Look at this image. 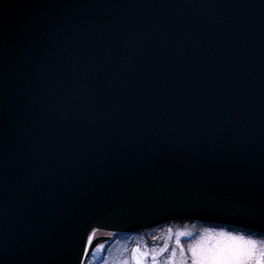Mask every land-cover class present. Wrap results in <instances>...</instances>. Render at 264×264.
<instances>
[{
	"label": "water",
	"instance_id": "obj_1",
	"mask_svg": "<svg viewBox=\"0 0 264 264\" xmlns=\"http://www.w3.org/2000/svg\"><path fill=\"white\" fill-rule=\"evenodd\" d=\"M191 222L264 230V0H0V264Z\"/></svg>",
	"mask_w": 264,
	"mask_h": 264
},
{
	"label": "snow or ice",
	"instance_id": "obj_2",
	"mask_svg": "<svg viewBox=\"0 0 264 264\" xmlns=\"http://www.w3.org/2000/svg\"><path fill=\"white\" fill-rule=\"evenodd\" d=\"M250 235L233 234L231 231L205 229L204 234L195 243L184 247L182 240L192 236V233L180 231L172 234L168 229V243L159 252L143 250L135 247L131 250L130 260L123 264H161V257L171 250V255L164 264H175L176 250L190 256L191 264H257L264 262V230L247 227ZM92 225L86 227L79 238L82 252L79 254V264H84V257L91 255L89 249L96 247V232ZM114 235V233H113ZM173 235L174 245H173Z\"/></svg>",
	"mask_w": 264,
	"mask_h": 264
},
{
	"label": "rangeland",
	"instance_id": "obj_3",
	"mask_svg": "<svg viewBox=\"0 0 264 264\" xmlns=\"http://www.w3.org/2000/svg\"><path fill=\"white\" fill-rule=\"evenodd\" d=\"M168 229H172V234L180 231L192 233L191 237L182 240L184 247L187 248L189 244L199 240L201 235L204 234V230L211 229V226L178 223L170 224V227L164 226L162 230L156 229L153 230L154 232L149 231L150 233L117 236L110 244L96 248L87 264H123L124 261L130 260L131 250L135 247H140L145 251L152 250L154 253H159L168 243V236L170 235ZM174 239L175 237L173 235V245ZM170 255L171 250L166 256L160 258L161 264H164V260L168 259ZM174 260L175 264H191L190 256H185L179 249L176 250Z\"/></svg>",
	"mask_w": 264,
	"mask_h": 264
},
{
	"label": "trees",
	"instance_id": "obj_4",
	"mask_svg": "<svg viewBox=\"0 0 264 264\" xmlns=\"http://www.w3.org/2000/svg\"><path fill=\"white\" fill-rule=\"evenodd\" d=\"M188 224H190V223H188ZM193 225H196V226H198V224H195V223H192ZM180 225H182V224H180ZM154 232V231H153ZM148 233H150V232H148ZM143 234V233H142ZM137 235V234H136ZM138 235H140V234H138Z\"/></svg>",
	"mask_w": 264,
	"mask_h": 264
},
{
	"label": "clouds",
	"instance_id": "obj_5",
	"mask_svg": "<svg viewBox=\"0 0 264 264\" xmlns=\"http://www.w3.org/2000/svg\"><path fill=\"white\" fill-rule=\"evenodd\" d=\"M257 264H264V262H257Z\"/></svg>",
	"mask_w": 264,
	"mask_h": 264
}]
</instances>
